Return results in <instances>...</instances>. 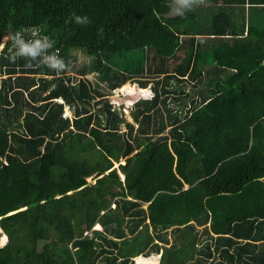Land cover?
<instances>
[{
	"label": "trees",
	"instance_id": "1",
	"mask_svg": "<svg viewBox=\"0 0 264 264\" xmlns=\"http://www.w3.org/2000/svg\"><path fill=\"white\" fill-rule=\"evenodd\" d=\"M211 2L224 7L164 21L175 0H0V216L16 236L0 264H264V14L242 30L245 4L264 0ZM16 33L49 37L65 69L17 57ZM70 49L94 59V80L90 66L74 76ZM130 50L158 60L133 123L108 100L133 77L106 60Z\"/></svg>",
	"mask_w": 264,
	"mask_h": 264
},
{
	"label": "rangeland",
	"instance_id": "2",
	"mask_svg": "<svg viewBox=\"0 0 264 264\" xmlns=\"http://www.w3.org/2000/svg\"><path fill=\"white\" fill-rule=\"evenodd\" d=\"M212 4L213 3L211 2V0H203V2H201V3L193 4L190 8H184L181 5L177 4L176 0H175V3L173 4V7H172L173 11L171 12V14H167V15L163 16V19H164V21H166L168 18H171V17L178 15L183 8L187 9L188 11H192V13L195 10H197V11L198 10L199 11L205 10L207 12L208 10L215 9L212 6ZM223 7H224V5L217 7L215 10L219 11V9H222ZM232 9H235L232 11V14L234 13V15H242V8L241 7L232 6ZM245 9H246V7L244 8V14H245ZM251 9H255V7H250V10ZM251 12L252 11H250V18H249V22H248L249 26H250V22L252 20L261 19L263 16V9H261V10H260V8L257 9L256 12L258 14L255 17L252 16ZM245 16H247V13L245 14ZM261 20H260V22H261ZM32 35L37 36L38 32H37V35H36V32H33ZM201 37H205V36H201ZM9 39H10V35L7 34L3 39V42L0 46V50H2L5 47L6 43L9 41ZM211 40L212 39H210V41H208V44H206V42H204L203 46L201 48L202 58L200 60V64L203 65V66L202 65L200 66L201 71H203L204 69H206V67H208L207 58H208V55L211 53V49H210V47L212 46ZM68 54H69L68 57H72L75 59L71 63L72 68L75 69L74 70V76H76L77 71L82 70V69H88L90 66V72H88V73H90V75H88L86 77V79L94 80V75L91 73V69H92L93 64H94V59L92 57L87 56V54L84 50L70 49ZM178 56L180 57L179 61L174 62L173 60H171L168 62V66L171 70H173V68L176 65L180 64L183 60L187 59V57L189 56V52L188 51H180L178 53ZM153 57H154V52H148L147 53L145 51L130 50L126 53H124V52L120 53L118 57L108 56L106 58L107 64L110 67H112L116 71H119L120 73H123L124 75H129V76L133 77V79L131 81L125 83L118 90L112 92V95L108 97V100L111 102V104H113V106L115 108L119 109L120 107H122V110L125 113V117H126L127 122H133L130 115H128V113H129L128 107L134 105L136 103V101L139 99V96H140L139 92L143 93V96H145V97L147 95H150V93L147 92L149 90V88L139 90L138 82L141 80L148 81V79H155L154 77H151L149 75V74H152L154 68H156L158 66V60L154 61ZM138 70H140V71L136 72ZM148 71H151V72H148ZM99 83H100V81H99ZM100 84H103V83H100ZM122 131L127 132L128 130L125 126H122ZM139 152L140 151H136L134 154L131 155L133 157V164L135 161L136 163H138L140 165V160H138ZM119 165H120V163L115 164L114 168L119 169ZM137 167H139V166H137ZM139 171H140V168H139ZM119 173L121 175V179L123 181H126L125 176H124V174H122L120 169H119ZM144 174L150 180L157 179L156 176H153V175L149 176L145 172H144ZM87 180H88V183H92V184L96 183V181L93 179V177H91ZM70 184L72 185L73 189L76 191L77 188L79 187V184H81V183H77V185H76L75 182H70ZM81 185H85V184H81ZM7 221L8 220L4 216H0V246L2 248H6L8 246H12L15 244V238H14V237H16L15 235H14V237H12V236H6L3 234V226ZM75 224H76L75 220H73V224H72L71 228H64L63 229L62 227H59L56 230V233L62 234V232H63V233H66V235L70 236L72 234L74 228H75ZM97 228L99 230H101L100 227H98V226L94 227L92 230H95ZM141 234H143V233H141ZM86 235H88V237L90 238L92 236V232H89ZM42 245L43 244L40 245V249L42 248ZM144 253H146V251ZM161 255H162V252H160L159 255L153 254L149 257H147V256L144 257L143 255H140V256L134 258L133 261L135 262V264H160Z\"/></svg>",
	"mask_w": 264,
	"mask_h": 264
},
{
	"label": "clouds",
	"instance_id": "3",
	"mask_svg": "<svg viewBox=\"0 0 264 264\" xmlns=\"http://www.w3.org/2000/svg\"><path fill=\"white\" fill-rule=\"evenodd\" d=\"M201 2H203V0H176V3L184 8H190L193 4H197ZM75 22L80 25H86L90 23V20L87 16L84 17L77 16L75 17ZM53 44L54 41H51L50 38L47 36L35 40H29L26 42L20 33H16L14 38V45L17 51L15 55L17 57L27 58L29 59V61H35L37 60L38 57H42V59L39 61L41 64L46 65L47 67L53 70L61 71L66 67L65 61L61 59L56 52H52L51 54L48 53V50L53 47ZM31 66L32 65L30 62L26 65V67H31ZM67 107L69 106H66V109ZM71 113L72 111L70 110L69 111L70 116L64 117L63 115V117L71 118L72 117ZM121 163L125 164V162L123 161Z\"/></svg>",
	"mask_w": 264,
	"mask_h": 264
},
{
	"label": "crops",
	"instance_id": "4",
	"mask_svg": "<svg viewBox=\"0 0 264 264\" xmlns=\"http://www.w3.org/2000/svg\"><path fill=\"white\" fill-rule=\"evenodd\" d=\"M212 6L216 9L217 7H220V6H223V4H222V2H220L219 4H212ZM234 7H236V6H234ZM246 7V9H245V14L247 13V16H246V28L245 29H242V30H244L243 31V34L244 35H247V29L249 28V25H248V22H249V18H250V11H252L251 12V14H252V16L253 17H255L258 13L256 12V10L257 9H259L260 8V10L261 9H263L262 7V5H251V3L250 2H248L247 4H245V6H244V8ZM250 7H255V9H251L250 10ZM214 9V10H215ZM215 11H217V10H215ZM264 11V10H263ZM231 12V15H232V19H233V22L234 23H237V27L238 28H240V24L238 23V22H240L241 21V19H240V16L241 15H234V13L232 14V11H230ZM264 14V13H263ZM262 18H263V16H262ZM261 18V19H262ZM261 19H255V20H253V21H251V22H253V23H255L256 22V24H255V26L256 25H260V20ZM236 26V25H235ZM213 38H214V36H213ZM215 39V38H214ZM129 114V113H128ZM120 174V173H119ZM190 186H189V184H187V185H185V189H188ZM148 206V204H146V206H145V208Z\"/></svg>",
	"mask_w": 264,
	"mask_h": 264
},
{
	"label": "built area",
	"instance_id": "5",
	"mask_svg": "<svg viewBox=\"0 0 264 264\" xmlns=\"http://www.w3.org/2000/svg\"><path fill=\"white\" fill-rule=\"evenodd\" d=\"M59 102H60V103H63L62 100H59ZM69 111H70V108L67 107L66 112H65V114H64V117L70 116V115H69Z\"/></svg>",
	"mask_w": 264,
	"mask_h": 264
}]
</instances>
